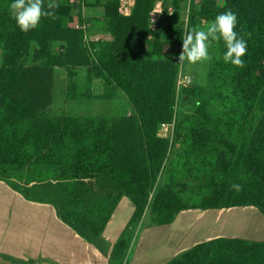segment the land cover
<instances>
[{
    "label": "trees",
    "instance_id": "trees-1",
    "mask_svg": "<svg viewBox=\"0 0 264 264\" xmlns=\"http://www.w3.org/2000/svg\"><path fill=\"white\" fill-rule=\"evenodd\" d=\"M2 1L1 182L28 201L51 204L30 186L107 177L133 209L110 263L124 259L147 208L156 226L193 210L252 208L264 215V0H192V26L195 17L211 22L229 10L236 14L235 30L247 43L245 66L225 64V45L213 43L215 59L204 86L181 89V97L196 104L174 124L171 139L159 129L176 119L179 62L163 48L182 46L184 15L176 11L186 0H135L128 16L119 12L120 0H93L90 7L103 9L108 20L103 32L111 40L101 42H87L82 29L69 26V0H56L55 19L42 18L27 33L10 15L13 0ZM160 1L170 3L172 12L162 13L152 32L151 15ZM55 69L65 71L71 87L83 70L84 87L90 90L98 80L102 93L81 98L109 101L122 95L133 114L106 119L54 113ZM165 264H264V242L218 238Z\"/></svg>",
    "mask_w": 264,
    "mask_h": 264
},
{
    "label": "rangeland",
    "instance_id": "rangeland-1",
    "mask_svg": "<svg viewBox=\"0 0 264 264\" xmlns=\"http://www.w3.org/2000/svg\"><path fill=\"white\" fill-rule=\"evenodd\" d=\"M82 1V0H81ZM81 1H75V5L80 6ZM89 0H83V5L87 6ZM93 1V0H91ZM99 1V0H97ZM104 2L105 0H100ZM192 0H186L183 4H180L177 7V14L179 16H183L182 19V28L184 31V35L191 31L193 28L204 29L206 30V25L209 23L206 20L199 21L197 17L194 20V26H192V20L189 14V8L192 5ZM82 5V4H81ZM6 3L0 0V8H5ZM162 8V11L160 9ZM172 12L170 3L165 1H160L156 4V7L153 10V14L151 15L152 20V32L156 28L157 21L159 16L163 14H168ZM88 13V12H87ZM187 15H186V14ZM189 14V16H188ZM156 15V16H155ZM105 27V26H104ZM103 27V28H104ZM102 28V30H103ZM85 37L87 38V42H91L95 40V35H102L103 37H98L101 40H106L107 34L101 30H97V32H92V27H88V23H85L82 28ZM183 35V36H184ZM109 37V36H108ZM100 42V41H99ZM59 45H55L53 47V51L57 53L59 51ZM182 48V46H181ZM181 48L176 50L171 47L165 46L163 48V52L166 55H170L172 53L176 54V58L178 60V56L180 54ZM1 53L0 50V62H1ZM209 55L211 59L204 63L198 64H189L188 62L179 63L178 77H177V96L175 101V115L176 119L166 123L165 126L159 129V134L162 135L163 138H172L173 130L175 128L174 124L177 120H180L188 115H190L196 104V100H187L183 99L180 95L181 89L189 86H204L208 74V69L215 59V53L212 51V44L209 47ZM146 58L151 59L150 54L146 56ZM72 80L68 79L65 71L63 69H55L54 70V79H53V88H52V105L51 109L56 114H65L71 116H80L86 118H113V117H123L129 116L133 114L131 108L129 107L128 102L125 98L120 95L119 98L102 101L96 99H88L81 98L80 95L85 93L86 95L97 96L102 93V85L98 80H93L90 84V90L84 87V72L83 70L77 71V76L73 79L74 85L76 87H71ZM71 87V91L68 88ZM77 88L80 89V93H78ZM180 145H184V143H180ZM93 179L95 182L100 183V181L107 180L105 176L102 175H92L84 178L80 182H69V183H51V184H40L30 186L33 192L40 194L47 198L49 201L54 202V207L57 210V219L61 218V211L64 210V215H69L70 213H74L76 216L81 218L73 219V222H64L60 220L63 225H69L72 228L76 229V232L79 234L82 230V214L81 202H77L78 199L72 201L74 196H77V191L80 188L79 185L88 184L90 180ZM110 185H113L110 183ZM115 186V185H114ZM89 187H94L89 184ZM118 188V187H117ZM95 191V190H94ZM119 191V190H118ZM68 199L69 203L74 204L71 207L69 204L68 207L64 206V199ZM59 201H56V200ZM152 199H150L151 202ZM59 205V207H58ZM83 208V207H82ZM61 211H60V210ZM148 209V208H147ZM147 209L140 220L139 225L133 233L132 238L129 241V249L131 247V243L134 241L137 242V253L134 256L135 262L139 261V264H154V261L157 257H159V236H155L154 238L146 239V236H143V233L148 234V230L156 226L150 222L149 213ZM133 213V212H132ZM23 216L22 220L26 219V216L29 213L22 211L20 213ZM38 216V219L41 220V223L38 226H34L33 238H38L43 245L49 246V249L52 250V254L57 256V251H62L64 256L69 255V238L67 231L55 232V225L52 222L51 217H43L38 213H33V217ZM176 217V216H175ZM174 217V219H175ZM172 220V222L174 221ZM181 221V220H180ZM234 221V222H232ZM60 222H57L60 224ZM171 222V223H172ZM21 226H27L22 223ZM40 228H43L44 236L39 237ZM182 229L184 230V243H183V251L192 248L193 246L201 243L208 242L210 240L225 238V239H240L245 241H253V242H264V215L258 212L256 209L252 208H239V209H228V210H217V211H200L193 210L183 213V223ZM141 230V231H140ZM56 233L58 235H56ZM76 233V235H78ZM172 237L176 240L177 235L182 236V232H179L178 229L171 230ZM29 236L22 235L20 241H22L23 245L34 246L36 243L34 239ZM167 237L160 245L162 249H165L166 252L163 254H169L168 250L173 246L174 239ZM77 243V241H75ZM80 243H78L79 245ZM82 244V243H81ZM127 251L124 259L122 260L124 263H128L132 260V250ZM181 251V252H183ZM178 252L177 254L181 253ZM129 254V255H128ZM134 254V253H133ZM176 254V255H177ZM175 256V255H174ZM173 256V257H174ZM77 258V257H75ZM121 261V262H122ZM169 261V260H168ZM121 262H113L112 264H121ZM54 264H59L57 261ZM70 264V263H69ZM80 264H92L87 258L85 261H81ZM95 264V261L94 263Z\"/></svg>",
    "mask_w": 264,
    "mask_h": 264
},
{
    "label": "crops",
    "instance_id": "crops-1",
    "mask_svg": "<svg viewBox=\"0 0 264 264\" xmlns=\"http://www.w3.org/2000/svg\"><path fill=\"white\" fill-rule=\"evenodd\" d=\"M75 1L77 0H69L73 8L69 26L73 29L80 30L85 23H88V27H92V32H97L96 29L103 31L102 28L108 23L103 9L90 7L94 4L91 0L88 1V7L84 6L81 0L82 5H75L73 4ZM94 37H96L94 42L111 40L108 35L106 40L98 38L103 37L102 35H95ZM85 39L87 40L86 37ZM106 179L100 181V183L91 179L90 183L79 185L80 188L77 191V196L72 198V201L78 199L77 202H81L80 211H82L81 223L83 227L79 234L75 228L69 225H63L60 222V220L66 223L73 222V219L79 218L74 213L64 215V210L61 211L59 209L62 215L60 220H58V212L51 205L55 204L54 202L49 201L40 194V196L47 199L51 204H40L28 201L0 181V264H54L55 261L59 264H80L82 260L85 261L87 258H89L92 264L94 261L95 264H112L109 262V259L113 246L129 222L133 209L120 189L107 177ZM110 183L113 185H110ZM89 184L94 187H89ZM30 191L36 193L31 188ZM64 200L66 210V207L70 203L68 199L65 198ZM56 201L59 200L57 199ZM70 205L71 207L74 206L72 203ZM22 211L29 213L25 220H22L23 216L20 214ZM185 212L179 213L172 223L149 229L148 234L143 233L146 239L154 238L157 235L159 236V257L155 259L154 264H165L178 252L183 251L184 230L182 229V223L183 213ZM33 213H38L43 217H51L55 225V232L62 231L64 234V231H67L70 242L69 255L64 256L63 252L59 250L57 251V256H54L49 246L43 245L38 238H33L34 226H38L41 223L37 215L33 217ZM79 219L81 220V218ZM57 222H60V224ZM22 223L27 226H21L20 224ZM178 228L179 232H182V236L177 235V239L175 240L172 237L171 230ZM22 235L32 237L36 245H23L22 241H20ZM56 235L58 234L56 233ZM38 236H44L43 228H40V234ZM167 237H170V239L173 238L175 241L173 246L168 250L169 254L163 256L166 250L162 249L160 245ZM136 241L131 243L132 245L129 249V251L132 250V260L128 263L121 262V264L133 263L134 256L137 253ZM78 243L80 244L78 245ZM134 264H139V261Z\"/></svg>",
    "mask_w": 264,
    "mask_h": 264
},
{
    "label": "clouds",
    "instance_id": "clouds-1",
    "mask_svg": "<svg viewBox=\"0 0 264 264\" xmlns=\"http://www.w3.org/2000/svg\"><path fill=\"white\" fill-rule=\"evenodd\" d=\"M59 7L56 0H13L9 5L10 15L16 22V26L22 33L37 29L42 18L55 19V9ZM162 11V8L159 12ZM237 16L232 11L217 15L213 21L206 25V30L193 28L182 38V48L178 56V62L189 64L204 63L211 59L209 47L213 43L223 42L226 51L223 54V62L231 64L235 68H243V57L247 52V43L242 34L235 30ZM149 39L151 37H148ZM239 191V185H232ZM156 192L149 194L154 199Z\"/></svg>",
    "mask_w": 264,
    "mask_h": 264
},
{
    "label": "built area",
    "instance_id": "built-area-1",
    "mask_svg": "<svg viewBox=\"0 0 264 264\" xmlns=\"http://www.w3.org/2000/svg\"><path fill=\"white\" fill-rule=\"evenodd\" d=\"M79 0H77L78 2ZM135 0H120V9L119 12L123 16H128L132 12V6ZM75 4V2H73Z\"/></svg>",
    "mask_w": 264,
    "mask_h": 264
},
{
    "label": "bare ground",
    "instance_id": "bare-ground-1",
    "mask_svg": "<svg viewBox=\"0 0 264 264\" xmlns=\"http://www.w3.org/2000/svg\"><path fill=\"white\" fill-rule=\"evenodd\" d=\"M232 222H234V221H232Z\"/></svg>",
    "mask_w": 264,
    "mask_h": 264
}]
</instances>
